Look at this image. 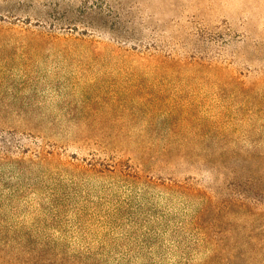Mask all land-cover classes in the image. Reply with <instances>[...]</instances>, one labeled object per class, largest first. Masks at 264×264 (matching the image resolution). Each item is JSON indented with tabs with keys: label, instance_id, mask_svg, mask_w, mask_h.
<instances>
[{
	"label": "rangeland",
	"instance_id": "obj_1",
	"mask_svg": "<svg viewBox=\"0 0 264 264\" xmlns=\"http://www.w3.org/2000/svg\"><path fill=\"white\" fill-rule=\"evenodd\" d=\"M0 264H264V0H0Z\"/></svg>",
	"mask_w": 264,
	"mask_h": 264
}]
</instances>
